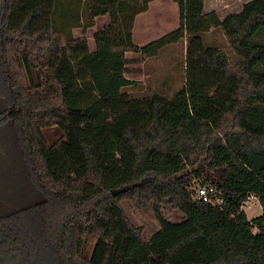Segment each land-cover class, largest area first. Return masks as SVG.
<instances>
[{
	"label": "trees",
	"instance_id": "trees-1",
	"mask_svg": "<svg viewBox=\"0 0 264 264\" xmlns=\"http://www.w3.org/2000/svg\"><path fill=\"white\" fill-rule=\"evenodd\" d=\"M150 1L0 0L8 264H264V0L223 19L204 0H174L180 25L139 46L132 25ZM104 14L111 20L91 50L88 28ZM218 27L235 64L205 40ZM183 38L181 89L172 97L125 90L135 83L128 51L155 56ZM52 125L62 133L48 143L43 129ZM192 182L214 189L209 200ZM134 195L153 204L162 227L148 241L122 203ZM251 195L263 210L249 218L242 206ZM163 204L185 219H166Z\"/></svg>",
	"mask_w": 264,
	"mask_h": 264
},
{
	"label": "rangeland",
	"instance_id": "rangeland-1",
	"mask_svg": "<svg viewBox=\"0 0 264 264\" xmlns=\"http://www.w3.org/2000/svg\"><path fill=\"white\" fill-rule=\"evenodd\" d=\"M244 1L246 0H222L219 4V8L226 10V12L228 13L236 12L240 10L241 5ZM220 12L222 13V11ZM104 20H105L104 18H99L96 21V24L92 28V30H97L103 27ZM75 31H76L75 33L78 34L80 32V29H76ZM89 37H92V42H93L92 44H94L93 36L91 35V33L89 34ZM205 40L209 45H214L221 49H224L229 54L232 64H235L238 61L237 56L234 54L233 50L231 49L227 37L224 35L222 29H220L219 27L206 32ZM181 46L182 44H179L177 46H174L173 49L169 48L163 51L162 54L158 57V60L156 59V61L169 62V63L171 62V69L162 68V74L159 77L152 79L148 84H146V86L148 87L147 89H149V91L146 92H150L151 90L156 91L163 89L165 90L166 95L172 97L174 95V92L178 88L184 86L186 80V75H185L186 59H185V51L181 49ZM170 60H172L173 62ZM170 72H174V74L170 75ZM165 81H170L174 83L171 84L169 82V86H167V89H165L164 87H162L163 86L162 84L165 83ZM125 90L131 91L133 95L144 94L143 93L144 91L142 92L140 86L138 85H135L133 87H126ZM43 132L48 143H53L54 141H56L62 133L61 128H59L56 125L45 127L43 129ZM199 184H200L199 182H192L193 189L195 190L199 188L198 187ZM122 203L131 221L135 225L141 227L142 235L146 241L150 240L152 236L162 228L158 221V218L156 217L153 204H151V202L145 204L144 196L134 195V198L123 199ZM243 207L245 208L249 218L259 215L262 211L261 203L257 198H253L250 201L245 202L243 204ZM162 212L166 219L174 223L182 222L185 219V214L181 210L168 204L162 205ZM97 241L98 240L96 238L90 240L91 256L93 255V252L95 251V247L98 244ZM8 253L9 252L0 254V258L5 259L1 261L0 264L1 263L8 264L11 261L10 259L5 258V256Z\"/></svg>",
	"mask_w": 264,
	"mask_h": 264
},
{
	"label": "crops",
	"instance_id": "crops-1",
	"mask_svg": "<svg viewBox=\"0 0 264 264\" xmlns=\"http://www.w3.org/2000/svg\"><path fill=\"white\" fill-rule=\"evenodd\" d=\"M221 1L222 0H204L205 11L209 12V11L215 10L219 14L220 18L222 19L230 13H234V12L228 13L226 12V10L219 8V4ZM248 1L249 0L244 1L241 5L240 10L236 12L241 11L243 5ZM220 11H222V13ZM99 18L105 19L103 27L106 26L111 20V17L109 14H104V15H100L96 17L95 24ZM95 24L91 26L90 28H88V39H89V45H90L91 50H94L96 47L94 33L103 28L101 27L100 29L92 30ZM179 25H180V7L176 1L174 0H151L148 3V6L145 10L135 15L133 25H132L133 40L136 45L142 46L170 32L171 30L177 28ZM76 29H80V32L78 34L75 33ZM73 32L76 37L81 36L82 29L80 27H76L73 29ZM90 33L93 36L94 44H92L93 43L92 37H89ZM179 44H182L181 49L185 51V59H186L187 38H183L182 40L178 42L171 43L163 47L160 50V52L155 56H145L139 51H128L126 53V57L128 59L127 65H126V68H127L126 76L130 80L135 81L134 84H131L128 87H133L135 85H138L140 86L141 91L142 92L144 91L143 92L144 94L134 95V96H143V95L152 94V93H161V94L166 95V92L163 89L156 90V91L151 90L150 92H146V91H149V89H147L148 87L146 86V84H148L152 79L159 77L162 74V68L171 69V62L170 63L161 62V61H156V59L158 60V57L162 54L163 51L169 48L173 49L174 46H177ZM173 74L174 72H170V75H173ZM169 82L170 81H165V83L162 84L163 85L162 87L167 89V86H169ZM170 83L173 84L174 82H170ZM182 87L178 88L174 92V94ZM127 92L133 95L132 92L129 90ZM243 209L245 210L244 207Z\"/></svg>",
	"mask_w": 264,
	"mask_h": 264
},
{
	"label": "built area",
	"instance_id": "built-area-1",
	"mask_svg": "<svg viewBox=\"0 0 264 264\" xmlns=\"http://www.w3.org/2000/svg\"><path fill=\"white\" fill-rule=\"evenodd\" d=\"M198 192H199V196L200 197H203V199L205 200V201H207V200H209V198H208V194L209 193H211V192H213V188H211V189H206V188H198ZM253 198H257V197H255L254 195H251V196H249V198L245 201V202H248V201H250L251 199H253ZM218 201H219V203H223V199L222 198H219L218 199ZM243 207V206H242Z\"/></svg>",
	"mask_w": 264,
	"mask_h": 264
}]
</instances>
